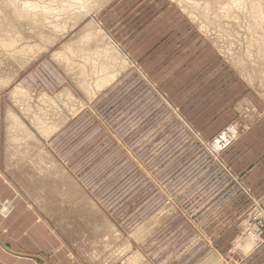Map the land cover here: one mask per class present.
<instances>
[{
  "label": "rangeland",
  "instance_id": "374dc122",
  "mask_svg": "<svg viewBox=\"0 0 264 264\" xmlns=\"http://www.w3.org/2000/svg\"><path fill=\"white\" fill-rule=\"evenodd\" d=\"M105 1L79 3L73 0L69 4L68 0H0V99L3 103L8 102L13 86L35 69L41 58L58 59V49H64L69 42L77 43L74 39L82 30L80 23L91 17L87 13L95 12ZM173 2L194 21V33H179L176 52L161 65L156 60L151 70L168 94L165 97L178 107V110L175 108L178 113L180 109L185 120L168 109L164 100L154 99L144 85V76L150 79L151 73L138 70L130 79V86L134 87L132 96L147 98L146 112L155 111L158 122L153 125L152 121L146 120L137 127L138 122L105 121L93 107H87L84 113L89 116L86 121L81 119L85 128L81 123L77 125V161L87 166L90 158L97 157L99 160L95 165L98 166L81 167L74 173L56 167L60 160L53 152H49L50 160L46 158L49 166L42 167L44 159L38 154L48 152L50 133L75 111L73 96L70 93L55 94L49 99L39 95L34 97L37 105L31 106L26 105L24 99L31 95L21 82L12 91L18 100V119L25 124V130L34 133L30 142L31 132L19 129V134L15 131L17 144L24 147L29 139V145L37 147L26 166L19 169V180L25 185L26 177H31L25 187L35 195L47 198L40 200L48 215L45 218L86 264H151L146 260L144 244H186L185 233L177 235L173 231L170 240L169 234L163 238V229L159 232L160 237L157 234L156 243L152 239L155 233L146 236L144 223L154 216V212H160L159 209L181 212L180 193H176V189L181 192L185 176L182 174L184 168H179L189 157L194 160L202 150L217 157L222 150L215 153L216 149L224 146L226 149L233 144L250 127V117L259 116L251 104H242L239 100L230 108L236 115L233 120L223 117V107L219 113L215 111L214 104L223 96L219 92L223 93L224 82H231L229 67L221 70V66L241 68L243 72L238 71L239 79L249 90L253 87L257 103L260 105L262 99L264 107V0H242V3L248 2L246 7H234L232 0ZM198 36H202L205 44ZM248 81L253 85L250 86ZM247 91L241 97H246ZM129 97V93L122 95L120 92L116 100L126 102ZM153 100L159 104L149 105L148 102ZM1 107L4 109V104ZM79 108L82 109L77 104V113ZM52 116L57 119L49 120ZM7 117L4 112L0 115L2 145L6 143ZM39 125L45 129L41 130ZM221 126L225 128L214 136ZM132 130L139 134H152L154 130L156 133L141 136ZM226 131L232 133L230 140L219 148L215 144L217 137ZM88 143L91 147L85 152L83 147ZM111 147H114L115 155L111 163H105L109 154L107 156L103 151ZM257 201L258 208L264 210V200ZM253 203L240 220V232L235 240L236 248L243 252H248L242 248L245 245L255 246L245 233L248 213L257 204ZM167 217H162L165 222L170 219ZM179 217L186 221L184 215ZM260 244H264V236Z\"/></svg>",
  "mask_w": 264,
  "mask_h": 264
},
{
  "label": "crops",
  "instance_id": "0c3cea01",
  "mask_svg": "<svg viewBox=\"0 0 264 264\" xmlns=\"http://www.w3.org/2000/svg\"><path fill=\"white\" fill-rule=\"evenodd\" d=\"M86 15L91 17L80 23L83 24L82 30L74 39L77 43L69 42L64 49H58V59L41 58L35 69L27 71L29 73L13 86L14 89L20 82L23 84L31 95L24 100L26 105L31 106L36 104L34 97L39 95L49 99L55 94L70 93L73 96L75 111L69 113L62 125L50 133L48 152L38 154L44 159L42 167L49 166L46 161L50 160L49 152H53L60 160L56 167L74 173L81 167L98 166L95 165L99 160L97 157L90 158V165L87 166L77 161V125L81 123L85 128L81 119L86 121L89 116L84 113L87 107H93L105 121L138 122L137 127L146 120L152 121L153 125L158 122L159 116L155 111L146 112L147 98L132 96L134 87L130 86V79L138 70L151 73L150 79L144 76V85L155 96L154 99L159 102L164 100L168 109L185 120L180 109L178 113V107L165 97L168 94L153 76L151 66L156 65V60L161 65L164 59L176 52L179 33H194V21L173 0H107L95 12ZM198 37L205 44L202 36ZM227 67L231 82H224L223 93L219 92L223 96L214 104L215 111L219 113L223 107V117L233 120L236 115L230 108L239 100L242 104H251L259 116L250 117V127L217 157L202 150L200 156L194 160L189 157L179 168H184L182 174L185 176L181 192L176 189V193H180L181 212L159 209L160 212H154V216L146 220L143 231L146 236L155 233L152 239L156 243L157 234L160 237L162 229L163 238L169 234L170 240L173 231L177 235L185 233L186 244H144L146 260L151 264H264V244L242 247L248 252L237 249L235 244L240 220L251 203L254 199L264 200L263 100L260 99L259 105L252 90L253 83L248 81L249 90L239 79L238 71L243 72L241 68L231 65L221 66L220 69ZM246 90L248 95L241 97ZM12 91L8 102L3 103L0 99V115L4 112L9 119L5 123V145L1 144L3 132H0V264H86L45 218L48 215L42 209L45 206L40 205V200L46 201L47 198L35 195L25 187L31 177H26L25 185L19 180V169L26 166L37 147L30 146L29 139L24 147L17 144L18 134L14 132L17 129L10 127L11 114H18V100ZM120 92L122 95L130 94L126 102L116 100ZM159 102L153 100L148 104L155 106ZM77 104L82 107L78 113ZM259 107L263 109L260 111ZM56 119L52 116L49 120ZM224 128L219 127L214 136ZM28 131L32 134V141L34 133ZM83 133L86 134V130ZM135 133L151 136L156 130L152 134ZM90 147L88 143L83 148L86 152ZM92 151L95 153L96 148ZM103 152L107 156L109 154L104 162L111 163L115 155L114 147ZM180 215H184L186 221ZM164 216H168L169 221L165 222Z\"/></svg>",
  "mask_w": 264,
  "mask_h": 264
},
{
  "label": "built area",
  "instance_id": "2783aa9c",
  "mask_svg": "<svg viewBox=\"0 0 264 264\" xmlns=\"http://www.w3.org/2000/svg\"><path fill=\"white\" fill-rule=\"evenodd\" d=\"M226 133L231 136L232 133L230 131H226ZM213 148L215 150V144L213 143ZM228 146V145H227ZM224 146L222 149H216L218 151H221L225 148ZM254 203H257L253 206V208L249 211L247 216V222L248 225L246 226L245 233L246 236L252 241H254V245L257 246L263 241L264 236V210L262 208H258V201L254 200ZM253 203V204H254Z\"/></svg>",
  "mask_w": 264,
  "mask_h": 264
},
{
  "label": "bare ground",
  "instance_id": "6f19581e",
  "mask_svg": "<svg viewBox=\"0 0 264 264\" xmlns=\"http://www.w3.org/2000/svg\"><path fill=\"white\" fill-rule=\"evenodd\" d=\"M11 1V0H10ZM65 1H67V0H65ZM86 1H88V0H77V2H79V3H83V2H86ZM91 2L92 1H95V2H97V1H100V0H90ZM72 2H73V0H68V3L69 4H72ZM103 2V1H102ZM232 2L234 3V7H237V6H239V7H246V4L248 3H242V0H232ZM17 3V2H16ZM255 3V2H254ZM18 4V3H17ZM20 4V3H19ZM15 7V6H14ZM250 7V6H249ZM253 8H255V5H253ZM252 10V9H251ZM255 11V10H254ZM247 12V11H246ZM248 13V12H247ZM254 14V13H253ZM256 15V14H255ZM253 17V16H252ZM260 29V28H259ZM44 32V31H43ZM263 45H264V40H263ZM17 116V115H16ZM15 116V114L14 113H12L11 114V122H10V127H12L14 130L15 129H17V130H15V131H17V133H19L18 132V130L20 129V130H22V129H24L23 127H25L24 125L25 124H23L22 123V121H20L17 117ZM36 123V122H35ZM52 123V122H51ZM46 125V124H45ZM39 127H40V129L42 130L43 128H44V126H40L39 125ZM26 128V127H25ZM45 129V128H44ZM43 129V130H44ZM49 129V128H48ZM25 130V129H24ZM53 130V129H52ZM14 131V132H15ZM26 132H28L27 130H25ZM24 131V132H25ZM47 131V130H46ZM23 132V131H22ZM25 132V133H26ZM30 132V131H29ZM20 134V133H19ZM29 134V133H28ZM26 135V134H25ZM30 137V136H29ZM43 137V136H42ZM15 138V137H14ZM17 138V141H18V137H16ZM230 140V136H228L226 133H222V134H220L218 137H217V141H216V146L217 147H219V148H221V147H223L228 141ZM31 141V140H30Z\"/></svg>",
  "mask_w": 264,
  "mask_h": 264
}]
</instances>
